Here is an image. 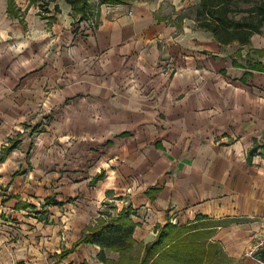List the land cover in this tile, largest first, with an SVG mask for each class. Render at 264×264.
<instances>
[{"label":"crops","instance_id":"obj_1","mask_svg":"<svg viewBox=\"0 0 264 264\" xmlns=\"http://www.w3.org/2000/svg\"><path fill=\"white\" fill-rule=\"evenodd\" d=\"M43 1L0 0V157L16 143L0 160V264H139L168 223L207 234L212 264H256L264 30L221 45L179 20L197 0L103 4L91 26ZM128 208L124 258L72 249L103 209Z\"/></svg>","mask_w":264,"mask_h":264},{"label":"trees","instance_id":"obj_2","mask_svg":"<svg viewBox=\"0 0 264 264\" xmlns=\"http://www.w3.org/2000/svg\"><path fill=\"white\" fill-rule=\"evenodd\" d=\"M36 0H30L34 3ZM41 1V0H40ZM70 5L72 13L81 19L95 17L100 5H122L132 0H100L98 4L90 0H64ZM236 0H197L193 7V16L180 15L179 20L191 19L197 28L208 32L221 45L237 43L247 45L255 34H261L264 26V0H251L249 7L242 11V16L231 15V7ZM8 8L11 0H8ZM97 16V15H96ZM254 70L264 71V67L256 66ZM16 146L10 143L3 147L0 160L8 155ZM254 152V149L251 151ZM264 158V155H263ZM101 178L97 176L94 180ZM93 182V181H92ZM45 205H57L52 199H46ZM131 210L120 211L107 220H99L93 227L82 232L80 238L72 245V249L83 244L100 248L99 259L104 260V251L118 252L123 258L131 252L134 245L132 234L134 223L129 219ZM192 226L178 228L170 223L163 226L156 239L147 245L139 264H212L218 249L206 245L205 240L197 234H191ZM138 256V255H137ZM131 258L137 262L138 259ZM131 260H128L131 262Z\"/></svg>","mask_w":264,"mask_h":264},{"label":"built area","instance_id":"obj_3","mask_svg":"<svg viewBox=\"0 0 264 264\" xmlns=\"http://www.w3.org/2000/svg\"><path fill=\"white\" fill-rule=\"evenodd\" d=\"M93 17L85 18L83 25L91 26L93 23ZM264 224V217H263ZM264 253V225L257 232L253 233L251 236V243L244 256L251 258L256 262V264H264L263 261L259 259L260 255Z\"/></svg>","mask_w":264,"mask_h":264},{"label":"rangeland","instance_id":"obj_4","mask_svg":"<svg viewBox=\"0 0 264 264\" xmlns=\"http://www.w3.org/2000/svg\"><path fill=\"white\" fill-rule=\"evenodd\" d=\"M46 1H48V0H44L42 3H46ZM97 0H95V2L93 1V0H90V3H91V5L93 4H95L96 5V3L98 4V2L100 1V0H98V2H96ZM251 0H236L234 3H233V7H231V15H233V16H236V17H240V16H242L243 14H242V11L243 10H245V9H247L248 7H249V2H250ZM193 7L194 6H191V7H188V8H186V9H184V12H183V14L184 15H186V16H193ZM263 30H264V26H263V28H262ZM262 30V31H263ZM72 201V200H71ZM111 211L112 210H107V209H103L102 210V212H101V215L102 216H100V219L101 218H103V217H106L105 219H107L108 218V216L109 217H114V215L115 214H113V213H111Z\"/></svg>","mask_w":264,"mask_h":264}]
</instances>
